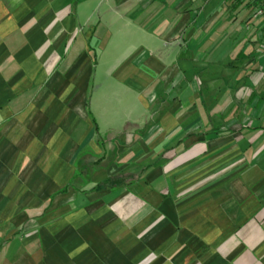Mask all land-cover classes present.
<instances>
[{"label":"crops","instance_id":"crops-1","mask_svg":"<svg viewBox=\"0 0 264 264\" xmlns=\"http://www.w3.org/2000/svg\"><path fill=\"white\" fill-rule=\"evenodd\" d=\"M194 4L0 0V264H264V55Z\"/></svg>","mask_w":264,"mask_h":264},{"label":"rangeland","instance_id":"rangeland-1","mask_svg":"<svg viewBox=\"0 0 264 264\" xmlns=\"http://www.w3.org/2000/svg\"><path fill=\"white\" fill-rule=\"evenodd\" d=\"M193 6V10L196 11L197 15L200 19L197 22V26L193 27L199 30L215 31L213 39L223 40L228 34H233L234 31L239 33L240 39L243 43L245 41L250 45L248 47V51L246 55H236L234 57V63L238 66V64H242V62L247 61V63L253 62L254 59L258 60V56L264 55V0H195L194 5L187 6L183 13L189 12L190 7ZM189 9V10H188ZM262 11V12H261ZM199 12V13H198ZM106 15V14H105ZM187 23L188 27H191L190 21ZM115 29V28H114ZM236 34V33H235ZM261 37V40H258V37ZM211 38V39H212ZM239 38V37H237ZM258 38V39H257ZM210 39V40H211ZM226 39V38H225ZM256 39V40H255ZM212 41V40H211ZM261 43L262 48L258 53L254 46ZM105 49V48H103ZM97 52V51H96ZM93 55V54H92ZM231 55V53H230ZM228 54V56H230ZM94 56V55H93ZM118 56L111 52H105L101 61L100 67L96 69L94 73V79L91 84L90 94L93 97L97 98L96 91L97 87L101 82L107 83V75L106 73L111 70L117 61ZM230 59H226L225 63H227ZM250 61V62H248ZM222 70V69H220ZM228 72V70H223ZM247 71H254L247 69ZM262 71V70H261ZM264 77V71L261 72ZM251 76V74H250ZM254 84V83H253ZM249 80L245 82L242 86H231L229 89V93L234 96L236 94V100H232V108L231 113L233 115L237 114V110L239 108V102L246 100V102L251 101V98L254 97L255 94V86ZM210 88L208 94L223 92V86L219 85L217 82L215 84H205ZM207 94V93H204ZM207 104L211 109L221 110V103L219 101H207ZM249 104V103H248ZM155 108V107H154ZM217 117L214 119L215 121L220 122L221 114L218 113ZM220 119H219V118ZM253 120V117L249 116V119L245 122L246 124L250 123ZM218 135V134H217ZM80 188H90V184H82L80 183Z\"/></svg>","mask_w":264,"mask_h":264},{"label":"trees","instance_id":"trees-1","mask_svg":"<svg viewBox=\"0 0 264 264\" xmlns=\"http://www.w3.org/2000/svg\"><path fill=\"white\" fill-rule=\"evenodd\" d=\"M89 114H90V116L92 118V121L94 123L96 133H97V135L99 137L100 134H99L98 123H97L96 119L94 118V116L90 112H89ZM98 142H100V141L98 140ZM100 145H101V143H100ZM83 154L85 155L86 152L84 151V153H82V155ZM99 165H100V162H98V161L91 162L90 164L86 165L85 168L81 167V165L78 164L76 175L72 178V180L70 182V186L76 187V188H80V186H81L80 183L85 184V185L89 184L90 181H91V176H87L88 173L85 174V172L87 170H90V172H92V170H94V168L98 167Z\"/></svg>","mask_w":264,"mask_h":264},{"label":"built area","instance_id":"built-area-1","mask_svg":"<svg viewBox=\"0 0 264 264\" xmlns=\"http://www.w3.org/2000/svg\"><path fill=\"white\" fill-rule=\"evenodd\" d=\"M262 12V11H261Z\"/></svg>","mask_w":264,"mask_h":264}]
</instances>
